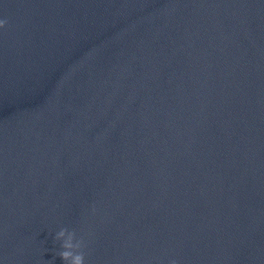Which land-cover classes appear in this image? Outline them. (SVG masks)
Wrapping results in <instances>:
<instances>
[{
	"label": "water",
	"instance_id": "1",
	"mask_svg": "<svg viewBox=\"0 0 264 264\" xmlns=\"http://www.w3.org/2000/svg\"><path fill=\"white\" fill-rule=\"evenodd\" d=\"M264 264V0H0V264Z\"/></svg>",
	"mask_w": 264,
	"mask_h": 264
},
{
	"label": "clouds",
	"instance_id": "2",
	"mask_svg": "<svg viewBox=\"0 0 264 264\" xmlns=\"http://www.w3.org/2000/svg\"><path fill=\"white\" fill-rule=\"evenodd\" d=\"M53 238L59 243L57 254L65 264H84L85 240L83 236L77 234L75 229L62 226L55 231ZM171 264H175V261H172Z\"/></svg>",
	"mask_w": 264,
	"mask_h": 264
}]
</instances>
